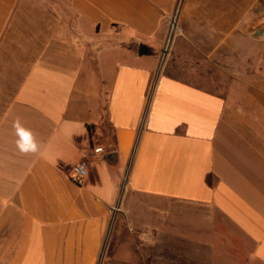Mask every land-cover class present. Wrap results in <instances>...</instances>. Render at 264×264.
Wrapping results in <instances>:
<instances>
[{"label": "crops", "instance_id": "0c3cea01", "mask_svg": "<svg viewBox=\"0 0 264 264\" xmlns=\"http://www.w3.org/2000/svg\"><path fill=\"white\" fill-rule=\"evenodd\" d=\"M0 264H264V0H0Z\"/></svg>", "mask_w": 264, "mask_h": 264}, {"label": "clouds", "instance_id": "9594fccd", "mask_svg": "<svg viewBox=\"0 0 264 264\" xmlns=\"http://www.w3.org/2000/svg\"><path fill=\"white\" fill-rule=\"evenodd\" d=\"M16 136V145L23 153H37L39 151V142L36 140L31 129L24 127L18 120L14 124Z\"/></svg>", "mask_w": 264, "mask_h": 264}, {"label": "built area", "instance_id": "2783aa9c", "mask_svg": "<svg viewBox=\"0 0 264 264\" xmlns=\"http://www.w3.org/2000/svg\"><path fill=\"white\" fill-rule=\"evenodd\" d=\"M173 19H174V17L170 21V30H171V24H172ZM93 152L94 153H101V152H103V150H102V148L97 147V148H93ZM69 171H70V174L72 176V179L75 182L80 183L88 175L87 162L85 160H82L79 163L72 165L70 167Z\"/></svg>", "mask_w": 264, "mask_h": 264}, {"label": "rangeland", "instance_id": "374dc122", "mask_svg": "<svg viewBox=\"0 0 264 264\" xmlns=\"http://www.w3.org/2000/svg\"><path fill=\"white\" fill-rule=\"evenodd\" d=\"M174 20L175 19H173V24H174ZM62 24V23H61ZM63 24H66L65 22L63 23ZM177 22H175V29H174V31H173V35H172V37H171V39L169 38V34H170V24H169V28H168V35H167V38H166V42H165V46H164V50L166 49V46H167V44H168V46H167V49H166V51L164 52V50H163V52L160 54V57H159V61L161 60V59H163V63H162V65H161V67H163L164 65H165V63L167 62V61H171L172 60V58H173V56H172V41H173V38H174V36H175V34H176V30H177ZM165 53V54H164ZM148 63L149 64H151V63H153V59H151V58H149L148 59ZM106 127V130L108 129V127L107 126H105ZM120 188L118 189V193H120Z\"/></svg>", "mask_w": 264, "mask_h": 264}, {"label": "trees", "instance_id": "16d2710c", "mask_svg": "<svg viewBox=\"0 0 264 264\" xmlns=\"http://www.w3.org/2000/svg\"><path fill=\"white\" fill-rule=\"evenodd\" d=\"M137 52L140 55H151L152 54L151 49L149 47L144 46V45H139L137 47ZM87 128H88L89 133H92L93 125H89Z\"/></svg>", "mask_w": 264, "mask_h": 264}, {"label": "water", "instance_id": "95a60500", "mask_svg": "<svg viewBox=\"0 0 264 264\" xmlns=\"http://www.w3.org/2000/svg\"><path fill=\"white\" fill-rule=\"evenodd\" d=\"M173 31H174V30H173ZM172 35H173V32H171V30H170V34H169V38H170V39H171ZM164 52H165V51H164ZM164 54H165V53H164ZM162 63H163V59L160 60L158 69H160ZM109 158H110V157H109Z\"/></svg>", "mask_w": 264, "mask_h": 264}, {"label": "bare ground", "instance_id": "6f19581e", "mask_svg": "<svg viewBox=\"0 0 264 264\" xmlns=\"http://www.w3.org/2000/svg\"><path fill=\"white\" fill-rule=\"evenodd\" d=\"M175 22H176V19L174 20V24H173V22L171 24V32H173V30L175 29ZM167 46H168V44H167ZM167 46H166V49H167ZM166 49L164 51H166Z\"/></svg>", "mask_w": 264, "mask_h": 264}]
</instances>
